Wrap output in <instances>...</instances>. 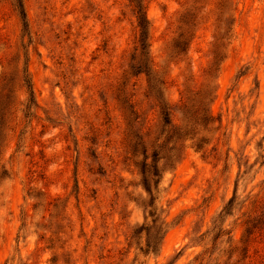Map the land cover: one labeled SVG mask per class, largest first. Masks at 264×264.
I'll use <instances>...</instances> for the list:
<instances>
[{"label": "rangeland", "instance_id": "rangeland-1", "mask_svg": "<svg viewBox=\"0 0 264 264\" xmlns=\"http://www.w3.org/2000/svg\"><path fill=\"white\" fill-rule=\"evenodd\" d=\"M134 1L136 52L128 0H0V264H264V0H232L207 126L220 0Z\"/></svg>", "mask_w": 264, "mask_h": 264}, {"label": "trees", "instance_id": "trees-1", "mask_svg": "<svg viewBox=\"0 0 264 264\" xmlns=\"http://www.w3.org/2000/svg\"><path fill=\"white\" fill-rule=\"evenodd\" d=\"M129 2H133V13H135L136 18V27H137V38H136V44L133 46L134 52H136L137 49L143 50L145 46H147V39H148V27L146 24L145 17L141 15V6L137 4L134 0H128ZM231 5L232 0H220L219 2V10H220V16L221 19L218 20L217 24L214 26L213 34H212V44L210 49V61L205 70H203V83L201 85V89L197 95V101L200 112L197 114L198 120L201 124L204 126H207L212 123L211 116L209 115L207 109L205 108L206 101L209 98V96L212 94V82L215 76V72L217 71L218 65L221 62L223 56H224V48L223 42L228 43L231 32L230 28L227 26L226 20L230 17L231 12ZM135 8V10H134ZM18 12L19 16L22 22L23 28L27 26V23L25 21V14L24 10L22 8V4L19 1L18 2ZM20 81L21 86L23 88V92L26 95V100L28 105L26 106V111L30 109V105L34 104V98H33V91L31 87L30 80L28 78V74L24 69L20 72ZM192 139V138H190ZM206 144L205 141L202 140V138L199 141H196L195 143L191 144L190 147L193 148L195 151H199L204 145ZM146 166V156H144V160L141 162L139 166L138 173L143 175L144 168ZM143 189L150 194V187L147 186V184L143 183ZM233 196L227 200L221 211L225 212L227 211V206L232 203ZM153 205V199L150 201L149 204V210L147 211L148 216L152 217L155 213V208ZM153 207V208H152ZM226 213V212H225ZM141 251V248H139ZM153 246L150 242L145 243V250L142 251L148 252L152 251Z\"/></svg>", "mask_w": 264, "mask_h": 264}]
</instances>
